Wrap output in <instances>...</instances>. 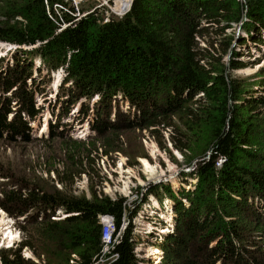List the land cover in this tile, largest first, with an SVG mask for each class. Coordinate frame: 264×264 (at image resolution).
Wrapping results in <instances>:
<instances>
[{"label": "trees", "instance_id": "1", "mask_svg": "<svg viewBox=\"0 0 264 264\" xmlns=\"http://www.w3.org/2000/svg\"><path fill=\"white\" fill-rule=\"evenodd\" d=\"M0 4V43L17 47L0 58V139L45 142L47 136H31V125L42 114L37 101L50 90L46 76L59 70V114L52 113L58 119L47 138L65 137L61 120L77 107V119L94 134L69 140L68 159L79 168L93 152L116 151L103 150V142L119 126L141 130L146 124L137 119L162 125L181 115L208 135L191 173L195 184L182 195L186 205L175 234L160 249L168 260L184 249L181 264H264V0H131L123 16L108 18L96 7L77 17L63 0ZM240 34L260 52L254 62L239 52L247 41ZM259 64L249 79L233 75ZM67 174L56 173L64 191L12 186L0 207L14 218L34 215L41 231L52 225V238L65 240L74 255L66 264H145L135 253L140 243L132 226L122 228L139 206L130 216L135 203L124 197L75 196L66 192L74 178L67 182ZM159 190L175 198L156 186L147 195ZM58 210L65 217L51 221ZM100 217L114 228L106 253ZM23 248L29 246L1 250L0 264H32L22 258Z\"/></svg>", "mask_w": 264, "mask_h": 264}, {"label": "rangeland", "instance_id": "2", "mask_svg": "<svg viewBox=\"0 0 264 264\" xmlns=\"http://www.w3.org/2000/svg\"><path fill=\"white\" fill-rule=\"evenodd\" d=\"M71 1L77 5V17L85 16L97 4L98 7L109 6L112 11L115 10L116 14L109 8V11L104 9L109 13L104 15L105 18L110 15L118 17L131 3V0ZM3 6L4 11L8 12L7 3ZM2 18L0 17V21ZM240 37L247 40L244 34H240ZM14 48L17 47L0 43V58L7 60ZM238 50L243 53L245 61L254 62L260 55L248 40L245 46ZM33 64L40 67L37 59H33ZM259 67L260 64L238 70L233 72V75L249 79ZM62 77V71L59 70L45 78L50 80L51 85L50 90H46V99L37 101V106L43 110L39 121L31 125L33 138L48 137V125L58 119L54 118L59 114V95L56 96V93ZM76 108H73L69 117L61 120L62 126L68 130L63 132V138L49 141L46 137L45 142L33 139L28 143L17 138L8 140L7 136L0 139V203L6 201L8 195L5 194L12 186L16 189L21 185L32 184L48 192L53 189L64 191L56 182V173L66 171L67 182L74 177L66 192L85 198H91L94 194L106 195L112 199L124 197L128 204L135 203L129 205L130 216L139 206L135 218L130 223L124 222L122 228L132 226L135 239L140 243L137 244L135 253L145 264H181L180 261L187 256L184 249L174 250L176 258L168 260L159 246L164 242L165 236L175 234L177 214L186 205L182 195L195 184L191 173L197 157L204 150L203 141L208 135V130H197L183 116L180 118L181 115L171 116L170 120L162 125L148 126L147 120L137 119L141 124H146L145 128L139 130L119 126L120 130L115 134H107V139L103 142V150L116 151L112 150L107 156H101V151L97 154L93 152L88 165L79 168L77 162L68 159V156L73 155L69 140H85L92 138L94 134L90 132L86 122L81 123L80 118L77 119ZM144 162L147 168L144 167ZM63 177L60 178L63 180ZM155 186L164 187V191L170 192L175 198L172 200L161 190L157 196L147 195L148 190ZM64 217L58 210L50 219L62 221ZM36 219L40 220L34 215L14 218L0 207V251L27 244L29 248H23L21 256L32 264H66L67 260L73 259L74 255L68 253L65 240L61 237L52 238L54 235L52 230H49L52 225L41 231L35 224ZM99 221L102 225L106 253L114 228L109 217H100Z\"/></svg>", "mask_w": 264, "mask_h": 264}, {"label": "built area", "instance_id": "3", "mask_svg": "<svg viewBox=\"0 0 264 264\" xmlns=\"http://www.w3.org/2000/svg\"><path fill=\"white\" fill-rule=\"evenodd\" d=\"M65 3H70L72 6H74V9H75V11H77V5L76 4H74V2H72L71 0H63ZM69 1H71V2H69ZM99 6V4H97V6H96V8H99V9H105L106 11H109L108 10V8L110 9V7L108 6V8L105 6H100V7H98ZM58 9H63L61 6H58V5H55L54 6V10L56 11V10H58ZM127 10L129 9V5L127 6V8H126ZM125 9V10H126ZM127 10L126 11H123V12H121L120 14H119V16L118 17H121V16H123L126 12H127ZM63 11H66L65 9H63ZM110 11L111 12H113V13H115L116 14V12H115V10L114 11H112L111 9H110ZM106 14L107 15H109V13L108 12H106ZM63 26H65V25H63Z\"/></svg>", "mask_w": 264, "mask_h": 264}, {"label": "bare ground", "instance_id": "4", "mask_svg": "<svg viewBox=\"0 0 264 264\" xmlns=\"http://www.w3.org/2000/svg\"><path fill=\"white\" fill-rule=\"evenodd\" d=\"M143 164H144V167L147 168V164L145 162Z\"/></svg>", "mask_w": 264, "mask_h": 264}, {"label": "water", "instance_id": "5", "mask_svg": "<svg viewBox=\"0 0 264 264\" xmlns=\"http://www.w3.org/2000/svg\"><path fill=\"white\" fill-rule=\"evenodd\" d=\"M130 7V6H129Z\"/></svg>", "mask_w": 264, "mask_h": 264}]
</instances>
